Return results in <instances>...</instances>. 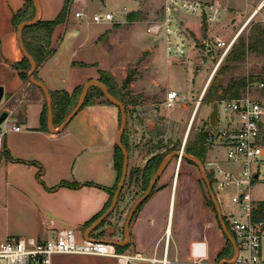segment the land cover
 Instances as JSON below:
<instances>
[{
  "label": "crops",
  "instance_id": "1",
  "mask_svg": "<svg viewBox=\"0 0 264 264\" xmlns=\"http://www.w3.org/2000/svg\"><path fill=\"white\" fill-rule=\"evenodd\" d=\"M75 1L69 2L70 14ZM26 2L0 0V87L4 91L1 106L9 102L12 96L22 92L24 94L18 112L12 116L13 124L5 128L7 132L2 138V148L6 152L5 156L0 157V242L8 237L35 238L47 242L56 239L58 232L67 229L75 230L77 240L82 242L90 228L87 225L105 210L111 196L109 190L118 184L115 148L121 111L113 104L99 100L80 110L63 130L59 131L61 125L57 127L54 123V130L59 132L50 130L48 113L44 112L45 107H48L46 96L30 81L29 88L24 87L25 81L13 68L14 64L26 58L21 48L18 29L13 23L14 15L26 9ZM65 3L66 0H37V5L34 3L35 16L38 14L39 20L52 21L60 14ZM215 3L224 9L222 20L227 8L220 2ZM176 14L188 15V20L184 22ZM164 15V20L157 22L161 26L166 20V11ZM70 17L65 25L59 26L54 32L52 42L55 53L40 66L34 61L39 82L50 93L64 91L73 95L79 89L83 92L88 83L99 81V73L103 71L110 73L121 86L118 71L122 65L113 58L111 51L123 23L113 25L106 22L102 26H93L91 23H81L76 18L71 20ZM171 17L172 29L176 34L170 39L167 38L166 65L159 66L158 49L147 45L146 49L151 52L147 60L148 70L151 71L150 82L144 84L138 80L130 86V91L135 89L134 93L141 97L134 108L138 117H141L137 119L140 128L136 127V122L131 124L128 114L126 118L125 141L130 142V145L137 136L141 135L143 138L148 135L154 124L148 106L155 102L154 98L159 93L162 97V89H166L163 106L169 91H177L189 100L182 93L189 83H174L182 90L181 93L178 89L167 86L169 72L177 73L180 68L175 64L182 59L194 54L195 60L197 58L196 50L191 47L186 34L197 37L202 28L208 30L209 26L219 23H207L201 10L194 14L176 10L171 13ZM133 24H130L131 27ZM197 62L199 63L198 60ZM201 65H204L203 61ZM163 70L166 71L165 82L162 78ZM180 72L186 80V73ZM29 74L30 72L28 76ZM124 79L125 77L122 78ZM209 86L210 84L204 88L205 94ZM92 87L96 86H91L88 92ZM197 103L196 99L187 121L189 127L186 139ZM202 104L203 101L198 110ZM131 125L136 127L137 132H132ZM12 126H19L20 131H13ZM186 143L187 140L185 146ZM130 150L128 175L132 167L140 168L144 160H149L148 153H144V147ZM209 153V157L214 156L212 149ZM178 178L179 171L165 170L153 194L133 217L129 245L116 247L120 248L117 251L119 254L133 258L129 264H193L204 260L209 264L225 262L219 261L218 255L226 245L211 256L208 241L202 239V232L189 226L184 216H179L180 228L178 234H175L173 227ZM126 181L129 183L128 177ZM62 183L77 184L79 187H61ZM125 185L126 182L124 187L127 188ZM122 213L123 209L121 214L116 210L89 238L99 241H125L124 227L128 216ZM187 229L195 232L194 236L189 237ZM51 264H118V260L114 257L65 254L54 255Z\"/></svg>",
  "mask_w": 264,
  "mask_h": 264
},
{
  "label": "rangeland",
  "instance_id": "2",
  "mask_svg": "<svg viewBox=\"0 0 264 264\" xmlns=\"http://www.w3.org/2000/svg\"><path fill=\"white\" fill-rule=\"evenodd\" d=\"M171 1L174 2L176 0ZM187 1L201 4L220 2L227 8V12L221 22L209 26L208 30L202 28V30L197 34V37L186 34L191 43V47L196 50L197 58L195 60L194 54L191 55V57L182 59L179 63L175 64V66L180 68L178 69L179 71L177 73L169 72L167 86L176 90L178 89L181 93L182 90L175 85L176 81H186V83H189V85H186L188 86L186 87V90L182 92L185 93L184 95L188 96L189 100L186 103L177 106L173 110H167L162 105L166 89H162V97L159 96V93V95L154 98L155 102L149 104L148 109L149 112L151 111V115L153 116L152 121L154 123L152 128H150L149 131L147 129L148 135L143 138L141 135L137 136L136 139L132 141L131 145L129 142L130 149H136L140 146L144 147V153H148L149 160L153 156H163L167 153L168 154L166 156H168L172 152H176L171 150L177 148L180 142H182L183 146V141L186 139L185 137L187 134L186 129L188 130L187 127H189L187 121L194 108L195 101L196 99L197 101L199 100L200 95L206 87L208 80L210 79L211 74L223 53L222 50L215 48V37L218 36L225 42H231L237 38L235 41L236 45L239 40L248 39L251 28L255 23H259L264 28V7L261 9L259 14L254 15L264 0ZM168 4H171L170 0H76L71 9V14L69 11L68 18L71 16V20H75L76 11L85 12L87 16L90 17L94 13L114 14L115 19L112 22L113 25L121 24L120 22H122L123 27H125H122L121 32L116 35V42L114 43V47H112L111 51L113 58L116 61H120L122 65L118 71L120 84H123L124 80L130 73L136 81L140 80L142 83L148 84V82H150L151 71L148 70L149 64H147V60L149 59L151 52L146 49L147 45H152L158 49L160 55L159 66L164 67L166 65L167 37L165 29L157 35H151L147 33V28L152 23H161L164 20V12ZM131 14H134L133 21H129L128 19ZM176 17H179L180 19L182 18L184 22L188 20V15L185 14H176ZM76 20L82 23L81 20L77 18ZM132 23L134 24L131 27L130 24ZM91 24H93V26H97L96 23L91 22ZM104 24L105 23H101L100 26ZM206 40L208 42H206ZM206 45H209L212 48L210 54H208L205 50ZM202 61L204 62V65H201ZM223 64L224 63L220 65L219 69L223 66ZM180 71L186 73V80L185 76ZM162 73V78L165 82L166 71L163 70ZM206 75L208 76L204 83ZM124 77L125 79L122 80ZM243 77L246 78L247 84L248 82H251L254 85L249 90L246 87L245 91L241 93V96L248 94L250 97L257 99L264 104V89H259V87H257L258 83H264V51L261 54H249L244 63L233 66L231 71L223 75V86L228 84L231 79H240ZM218 79L216 78L217 82ZM191 81H196V83L192 84ZM212 82L213 80L211 83ZM124 92L125 91H121L120 95H123ZM134 92L135 89L134 91H130V95L126 97V101L134 98L137 99L138 103L141 97L137 96ZM95 99L96 102L103 100L108 103L105 97H96ZM212 105L213 104L204 103L200 106L191 126L187 143L190 141L193 142L197 133L209 125V114L212 111ZM135 107L136 106L133 105L128 107L126 118L128 114L131 124L132 122H136V127L140 128V125L137 123V119H141V117H138L137 112L134 110ZM226 122L225 117L221 115L220 120L215 126L216 130L222 129ZM136 127L131 125L130 128L132 129V132H137ZM147 131H145V133H147ZM145 133L143 134L145 135ZM125 142H127V140ZM182 146L180 149H182ZM212 154L218 157L221 161H225V150L217 148L214 149ZM209 156L210 153H208L207 158ZM149 160H144V163L141 164L142 167H132L129 171V173H132V176L131 179H129V183L126 181L127 188L124 187L123 189L122 201L118 203V207L116 209L117 213L121 214V209H123L122 214L127 217L133 205L145 194L142 191V172ZM260 167L261 176L256 182L253 191V198L259 204L264 202V158L262 159ZM167 170L172 172L179 171L177 185L178 194L175 201L176 208L173 227L174 232H176L175 234H178L180 228L178 225L179 216H184L189 226H192L193 229H197L199 232H202V239L208 241L210 247L209 253L212 256L215 252H218L226 245V239L222 229H220L217 213L211 202L205 183L203 182L201 172L195 165L189 164L186 160H182L179 165V160L177 158L172 159L166 171ZM216 195L218 202L225 213L223 199L219 194ZM115 211L113 213H115ZM103 225L104 223L99 228ZM186 233L189 237H192L195 234V232L191 229H187ZM98 237H100V235ZM184 240H186V238H184ZM203 262L209 264L206 260Z\"/></svg>",
  "mask_w": 264,
  "mask_h": 264
},
{
  "label": "built area",
  "instance_id": "3",
  "mask_svg": "<svg viewBox=\"0 0 264 264\" xmlns=\"http://www.w3.org/2000/svg\"><path fill=\"white\" fill-rule=\"evenodd\" d=\"M170 2L171 4L165 8L167 16L163 26L152 23L147 29L149 34L157 35L165 28L168 39L175 35L176 32L171 25V13L176 10L191 14L201 10L204 12L206 22L210 24L220 22L224 11L218 3L200 5L186 0L174 2L170 0ZM263 7L264 2L254 15L259 14ZM75 18L86 23L101 24L112 23L115 15L95 13L90 17L85 12H76ZM236 39L225 42L220 37L215 38V48L222 50L223 53L205 88L213 80ZM168 42L170 44L171 41ZM206 46L208 52L211 47ZM253 85L248 82V90ZM29 86L30 83L25 82L24 87L29 88ZM257 87L264 89V83H258ZM26 88L23 89L24 93ZM204 97L205 90L196 104L190 127ZM23 99L22 92L12 96L5 105L1 106L0 104V117L7 114L6 119L0 125V152L2 151V138L7 132L5 128L7 129L9 125L13 124L12 116L18 112ZM186 101V98L177 91H169L166 94L164 106L167 110H173ZM221 115L227 121L225 126L220 130H216L214 127L212 133L207 134L206 143L213 152L217 148L225 150V161H221L214 155L208 157L202 164L203 171L207 177L210 176L212 179L210 183L214 194H219L223 199L225 205V213L222 210L223 217L237 247V254L234 252L231 259L220 264H264V220L254 219L260 204L253 198L254 187L261 176L260 164L264 158V104L248 94L237 99H224L219 103V120ZM12 130L19 132L20 127L12 126ZM180 151L185 153V144ZM182 160L180 159L179 164ZM256 175L257 178H255ZM65 254L114 257L118 260V264H129L133 259L130 256L119 254L115 246L106 244L104 241L91 239L79 242L75 230L72 229L58 232L56 239L47 242L22 237H8L0 242V264H51L54 255ZM193 264L206 263L196 262Z\"/></svg>",
  "mask_w": 264,
  "mask_h": 264
},
{
  "label": "trees",
  "instance_id": "4",
  "mask_svg": "<svg viewBox=\"0 0 264 264\" xmlns=\"http://www.w3.org/2000/svg\"><path fill=\"white\" fill-rule=\"evenodd\" d=\"M69 2L70 0H66V3L60 12V14L52 21H43L39 20L35 25L25 27L22 30V41L28 52L29 56L37 63L38 66L46 62L54 53L55 47L52 46V37L54 35L55 30L62 25H65L68 21L69 15ZM27 7L24 10L17 12L13 17V23L18 29L21 24L25 22H30L35 18V5L32 1L26 2ZM134 14L129 15V21H133ZM206 27V26H205ZM208 47L206 46L205 50L207 51ZM264 51V28L259 24L255 23L250 31V35L247 40L241 39L239 40L238 44L233 45L231 51L228 53L227 57L224 60L223 66L218 70L213 82L210 84L205 97L203 99L204 103L213 104L218 96L219 91L221 90L224 99H237L241 97V93L245 91L247 87V80L245 77L240 79H231L228 84L222 86L221 88L217 85V80L219 76H223L231 69L233 66L237 64L244 63L247 59L249 54H261ZM210 54V53H209ZM13 68L18 71L20 77L25 81L29 82L28 73L31 71V64L27 58H24L22 62L14 64ZM100 80L99 82L102 83L108 90L109 94L123 103L128 111V107L131 105H137V99H130L126 101V97L130 95V86L136 81L133 75L130 73L128 74L127 78L123 82L121 86H119L115 80V78L107 72L100 71ZM34 79L39 82L38 79V72L34 73ZM215 82V83H214ZM121 91H125L123 95H120ZM82 89H79L73 95H69L64 91L60 92H53L50 93L52 98V109H53V123L55 126L59 127L63 124L65 119L68 115L75 109L78 104L79 98L81 96ZM96 97H104L102 91L98 87H92L87 94L86 100L82 109L88 105L96 103ZM109 103V102H108ZM81 109V110H82ZM45 114L48 113V107H45ZM126 132L123 133L122 136V144L128 154L130 153V145L129 142H125ZM207 134L205 133V129L199 131L197 133L196 138L194 141H190L185 146V154L191 155L197 158L201 164H204L208 153L210 151V147L206 143ZM124 140V141H123ZM182 146V142L179 143L177 148L172 149L171 151H180ZM5 149L2 148L0 152V157L5 156ZM168 154V153H167ZM153 156L148 162L147 165L144 167L142 172V180H143V193L146 192L152 178L154 177L156 171L158 170L161 162L165 158V156ZM184 160V159H183ZM188 161L189 164L195 165L193 162ZM123 163H124V155L120 148L116 146L115 148V168L118 172V184L121 181L122 170H123ZM196 166V165H195ZM132 173L130 172L127 176L128 179H131ZM210 182L212 179L208 176ZM118 184L115 188L109 190L110 192V200L105 208V210L94 218L87 227H91L97 220H99L111 207L114 192L118 188ZM61 187H68V188H78L79 185L77 184H68L62 183ZM156 188V186H155ZM124 189V188H123ZM123 192V190H122ZM122 192L120 194L118 203L122 200ZM154 192V191H153ZM152 192V194H153ZM151 194V195H152ZM150 198V197H149ZM147 201V200H146ZM146 201L137 209L136 214L142 208V206L146 203ZM212 202V201H211ZM213 204V203H212ZM214 206V205H213ZM118 204L115 208L117 209ZM215 208V207H214ZM216 211V210H215ZM255 220H264V202L260 203L259 211L255 213L254 216ZM105 222V221H104ZM103 222V223H104ZM102 223V224H103ZM101 224V225H102ZM100 225V226H101ZM99 226V227H100ZM97 228L96 230H98ZM226 239V246L224 249L219 253L218 260H229L233 257L234 249L231 243L227 240V237L224 234ZM120 251V248H117V251Z\"/></svg>",
  "mask_w": 264,
  "mask_h": 264
},
{
  "label": "water",
  "instance_id": "5",
  "mask_svg": "<svg viewBox=\"0 0 264 264\" xmlns=\"http://www.w3.org/2000/svg\"><path fill=\"white\" fill-rule=\"evenodd\" d=\"M26 1H32L35 3V5H37V0H26ZM39 21L38 18V14L35 16V18L30 21V22H25L23 24L20 25V27L18 28V34H19V38L21 41V48L22 51L25 54V57L29 60L30 64H31V71L29 74V81L32 85L38 87L46 96L47 100H48V120H49V127L50 130L53 132H59L61 130H63L69 123L70 121L76 116V114L82 109L84 102L86 100L87 94H88V90L91 86H96L98 87L104 97L106 98V100L113 104L114 106L118 107L121 111V124H120V130L118 133V138H117V142L116 145L118 148H120V150L122 151L123 155H124V163H123V170H122V176H121V181L118 185L117 190L114 192V196H113V201L111 204V207L109 208V210L99 219L97 220L88 230L86 236H85V240H91L89 238L90 234L95 231L97 228H99V226L104 222V220L109 217L114 211L115 208L118 204V200L120 197V194L124 188V184L126 182L127 179V175H128V160H129V154L126 151V149L124 148L123 144H122V136L123 133L125 132L126 129V124H127V119H126V108L125 106L122 104V102H120L119 100H117L116 98H114L113 96H111L107 90V88L100 83L99 81H94V82H90L87 85L84 86L83 88V92L82 95L79 99V102L77 104V106L75 107V109L68 115V117L65 119V121L63 122V124L61 125V128L59 131H55L53 128V109H52V98L50 95V92L47 90V88L40 82H37L34 79V73L37 71V65L34 62V60L31 59V57L29 56L28 52L26 51L24 44L22 42V30L25 27L28 26H32L35 25L37 22ZM211 48H209L210 50ZM217 85L219 88H221L223 86V76H219ZM3 88L0 87V104L1 101L3 99ZM224 100V96L222 95L221 90L218 93L217 99L216 101L213 103L212 105V111L209 114V125L205 128V133L209 134L212 133V129L217 125L218 120H219V103H221ZM7 114H3L0 117V125L4 122V120L6 119ZM187 139L184 140V143L186 142ZM173 158H177L179 160L180 163V159H184V160H189L191 162H193L196 167L199 169V171L202 174V179L203 182L205 183V186L208 190L209 193V197L215 207L216 213H217V218H218V222L219 225L223 231V233L225 234V236L227 237V240L231 243V245L233 246L234 252L235 254H237V247L236 244L227 228V225L225 223L224 217H223V213H222V209L221 206L216 198V195L214 194L212 187H211V183L207 177V175L205 174V172L203 171L202 168V164L201 162L191 156V155H187L185 153H182L181 151L179 152H172L171 154H169L168 156H166L163 161L161 162L158 170L156 171L154 177L152 178L145 194L133 205V207L131 208L126 223H125V227H124V234H125V241L122 242H117V241H104L106 244H110L113 245L115 247H124V246H128L129 242H130V224L132 222V219L137 211V209L150 197V195L152 194L153 190L155 189V186L157 185L158 181L160 180L161 176L164 174L165 170L167 169V167L170 165L171 161ZM180 165V164H179ZM255 178H257V175L255 176Z\"/></svg>",
  "mask_w": 264,
  "mask_h": 264
},
{
  "label": "bare ground",
  "instance_id": "6",
  "mask_svg": "<svg viewBox=\"0 0 264 264\" xmlns=\"http://www.w3.org/2000/svg\"><path fill=\"white\" fill-rule=\"evenodd\" d=\"M187 133H188V130H187ZM186 137H187V134H186ZM186 137H185V138H186ZM184 140H185V139H184Z\"/></svg>",
  "mask_w": 264,
  "mask_h": 264
}]
</instances>
